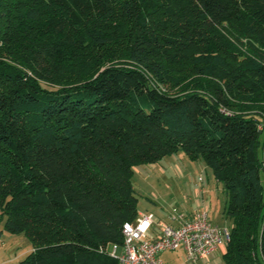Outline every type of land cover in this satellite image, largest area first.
<instances>
[{
    "label": "trees",
    "instance_id": "1",
    "mask_svg": "<svg viewBox=\"0 0 264 264\" xmlns=\"http://www.w3.org/2000/svg\"><path fill=\"white\" fill-rule=\"evenodd\" d=\"M264 0H0V220L18 264H119L135 167L183 152L264 264ZM264 150V142H263Z\"/></svg>",
    "mask_w": 264,
    "mask_h": 264
},
{
    "label": "crops",
    "instance_id": "2",
    "mask_svg": "<svg viewBox=\"0 0 264 264\" xmlns=\"http://www.w3.org/2000/svg\"><path fill=\"white\" fill-rule=\"evenodd\" d=\"M151 166L152 168L145 169L146 173L155 175L154 178L159 176L166 192L155 193L153 199L148 198L146 201L147 206L138 207V215L154 214L148 231L149 238L158 237L164 226L179 225L204 209L208 210L209 219L213 223L227 226L231 230L233 222L225 213L227 191L202 159L191 160L183 152H179L152 163ZM154 168H158V171ZM200 176L203 177L202 181H199ZM226 245V242L220 244L210 254L196 261L188 260L182 248L163 251L160 256L164 264H227L224 258ZM114 247L111 245L110 249ZM119 249L121 252L122 247L117 248L118 252Z\"/></svg>",
    "mask_w": 264,
    "mask_h": 264
},
{
    "label": "built area",
    "instance_id": "3",
    "mask_svg": "<svg viewBox=\"0 0 264 264\" xmlns=\"http://www.w3.org/2000/svg\"><path fill=\"white\" fill-rule=\"evenodd\" d=\"M202 180L200 176L199 181ZM153 220V213H144L124 224L122 251L118 252L117 247L111 251L117 256L119 264H164L160 254L179 248L185 251L188 260L196 261L230 240L231 230L213 223L207 209L179 225L168 224L158 237L149 238L148 231Z\"/></svg>",
    "mask_w": 264,
    "mask_h": 264
},
{
    "label": "rangeland",
    "instance_id": "4",
    "mask_svg": "<svg viewBox=\"0 0 264 264\" xmlns=\"http://www.w3.org/2000/svg\"><path fill=\"white\" fill-rule=\"evenodd\" d=\"M263 142L264 132L260 135V146L258 147V156L260 159H263L264 156ZM148 167L152 168L151 164L139 165L133 175V184L138 197L139 208L147 206L146 201L148 198L153 199L155 193L165 194L166 192V187L161 184L162 180L159 181L158 179L159 176L154 178L155 175L152 176L146 173L145 169ZM154 169L156 172L158 171V168ZM32 248V241L28 237L23 234H14L6 231L4 229V220H0V264H18Z\"/></svg>",
    "mask_w": 264,
    "mask_h": 264
}]
</instances>
